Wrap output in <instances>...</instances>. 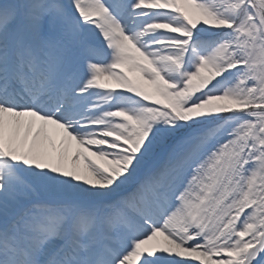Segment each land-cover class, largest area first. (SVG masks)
<instances>
[{
	"label": "snow or ice",
	"instance_id": "snow-or-ice-1",
	"mask_svg": "<svg viewBox=\"0 0 264 264\" xmlns=\"http://www.w3.org/2000/svg\"><path fill=\"white\" fill-rule=\"evenodd\" d=\"M0 264H264V0H0Z\"/></svg>",
	"mask_w": 264,
	"mask_h": 264
}]
</instances>
